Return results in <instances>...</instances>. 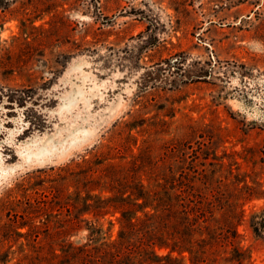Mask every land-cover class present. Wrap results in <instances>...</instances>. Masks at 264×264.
I'll return each instance as SVG.
<instances>
[{
    "label": "rangeland",
    "instance_id": "374dc122",
    "mask_svg": "<svg viewBox=\"0 0 264 264\" xmlns=\"http://www.w3.org/2000/svg\"><path fill=\"white\" fill-rule=\"evenodd\" d=\"M177 141L258 189L239 230L264 264V0H0V264H62L80 171Z\"/></svg>",
    "mask_w": 264,
    "mask_h": 264
},
{
    "label": "trees",
    "instance_id": "16d2710c",
    "mask_svg": "<svg viewBox=\"0 0 264 264\" xmlns=\"http://www.w3.org/2000/svg\"><path fill=\"white\" fill-rule=\"evenodd\" d=\"M172 144L155 156L149 146L128 164L111 165L98 177H88L91 166L80 171L86 178L77 185L88 193L71 198L64 234L81 230L87 235L75 242L66 240L62 264H246L250 260V252L241 246L239 227L246 220L244 202L259 198L258 189L233 173L197 170L196 154L188 167H182L186 155L182 156L178 141ZM206 160L207 153L204 164ZM231 175L238 185L243 183L241 188L226 183ZM96 189L99 194H93ZM108 215H119L115 238L114 221H108L107 229L102 222ZM255 225V231L259 227L264 233V218ZM49 261L59 264L58 255L52 253Z\"/></svg>",
    "mask_w": 264,
    "mask_h": 264
}]
</instances>
